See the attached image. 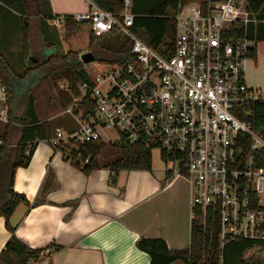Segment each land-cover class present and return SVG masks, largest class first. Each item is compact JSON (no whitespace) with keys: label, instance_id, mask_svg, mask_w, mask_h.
Here are the masks:
<instances>
[{"label":"built area","instance_id":"1","mask_svg":"<svg viewBox=\"0 0 264 264\" xmlns=\"http://www.w3.org/2000/svg\"><path fill=\"white\" fill-rule=\"evenodd\" d=\"M89 3L74 21L89 25L95 37L121 34L131 44L130 58L84 78L74 107L65 111L77 127H57L44 142L80 170L92 162L87 147L103 141L159 149L166 172L191 185L203 264L214 254L224 264L226 246L240 240L253 244L247 255L253 254L264 245V93L246 77L257 41L238 36L257 22L248 0H178L168 57L134 32L132 0H122L118 14ZM53 21L64 25L63 18ZM11 98L0 80V124L17 125ZM107 130L118 137L106 138Z\"/></svg>","mask_w":264,"mask_h":264},{"label":"crops","instance_id":"2","mask_svg":"<svg viewBox=\"0 0 264 264\" xmlns=\"http://www.w3.org/2000/svg\"><path fill=\"white\" fill-rule=\"evenodd\" d=\"M90 1L50 3L53 14L62 18L89 11ZM21 34L20 16L0 5V50L15 69L22 56L16 46ZM52 44L53 51L58 50ZM259 58L256 50L255 61L248 67L259 71ZM247 84L258 90L263 83L256 74H249ZM15 112L14 108V116ZM108 164L99 163V169L86 174L55 155L48 143H35L29 165L16 170L13 184L14 191L28 203H20L9 218L19 240L43 251L34 264H150V255L137 247L141 238L161 239L170 251L189 247L193 214L188 180L170 176L161 154L158 161L152 157L151 170L115 174ZM11 236L5 218L0 217V252ZM172 264L186 263L177 260ZM259 264H264V252Z\"/></svg>","mask_w":264,"mask_h":264},{"label":"trees","instance_id":"3","mask_svg":"<svg viewBox=\"0 0 264 264\" xmlns=\"http://www.w3.org/2000/svg\"><path fill=\"white\" fill-rule=\"evenodd\" d=\"M105 10L118 14L122 10V0H91ZM199 1V0H197ZM250 12L257 17V22L250 23L246 28L238 30L239 38L247 37L257 42L264 41V11L260 10L263 0H248ZM178 0H164V2L148 11L137 3L133 8L135 14L134 32L142 38L151 48L163 56H171L174 52L175 21L173 16L177 11ZM0 5L11 13L20 16L23 33L24 56L29 62L30 51V24L28 17L36 13L41 18V33L48 50L53 49V44L48 38L46 25L49 20L61 18L52 12L50 0H0ZM252 15V17H253ZM64 27L68 33H74L79 23L74 21L73 16L62 17ZM117 34H110L109 42L101 43L102 37H95L91 34L90 45H100L101 50L108 51L107 57L99 59L100 63L106 65H117L126 62L130 58L131 44L125 40H114ZM102 52V51H101ZM103 53V52H102ZM256 58V48L251 53ZM96 57V56H95ZM46 77L65 78L71 75L75 89L71 85L69 98L72 102L71 93L78 94V85L88 75H83L84 64L76 52L60 54L57 50L51 52L42 64L38 67ZM34 70L27 69L23 74H18L6 60L0 50V80L12 90L10 119L18 124H8L0 137V217L6 220V226L12 233L11 238L0 252V264H34L41 258L42 250H35L28 247L19 240L14 229L9 225V218L20 203H28L26 197L18 194L13 189L16 170L19 167H27L35 150V143L49 140L56 129L48 121H40L35 107L34 95L28 90L24 112L21 116H14L16 107L17 88L21 81H24ZM66 80H68L66 78ZM69 82V80H68ZM70 83V82H69ZM77 90V93L75 91ZM74 96V97H75ZM69 104V103H68ZM88 105V103H87ZM90 111L89 108L86 112ZM102 144V143H101ZM101 144L87 147L86 154H91L92 162L83 171L86 174L99 169L100 165L97 156L100 153ZM14 145V146H13ZM120 158L110 162L107 167L117 174L120 170L152 169V149L139 144H127L120 149ZM29 152V154H27ZM137 247L151 257L150 264H172L182 260L186 264H203L204 256V232L200 220L193 219L191 226L190 244L188 248L170 251L165 242L161 239L141 238L137 241ZM254 247L249 241L240 240L230 243L224 250V264H259V256L264 252V245L247 257V252ZM218 254H214L211 264H218Z\"/></svg>","mask_w":264,"mask_h":264},{"label":"rangeland","instance_id":"4","mask_svg":"<svg viewBox=\"0 0 264 264\" xmlns=\"http://www.w3.org/2000/svg\"><path fill=\"white\" fill-rule=\"evenodd\" d=\"M161 0H132V7L135 8L137 3L143 6L144 11H148L157 6ZM30 24V51H29V62L28 59L24 56L23 49V33L18 37L16 46L21 48L22 56L18 59L14 57L15 63L18 62V67L16 72L18 74H23L27 69L34 70L29 77L24 81H21L18 84L17 88V98H16V107H15V116L19 117L23 114L26 104V97L28 95V90L33 93L35 99L36 111L39 114L40 121H48L52 125V129L55 127H60L65 130H73L77 127V123L74 121L70 114H67L65 111L68 108H73L74 104L69 98V104L67 103V97L69 90H71V85L75 89V83L72 81L71 75H67L65 78H49L46 77L41 70L38 68L45 58L53 51L45 49L46 43L43 40L41 33V18L34 13L28 17ZM13 23V21L11 22ZM46 30L49 39L51 42L55 43L57 51L60 54H66L65 52H76L79 54H85L92 52L96 56V61L84 64V73L83 75H92L97 73L100 70L108 69V65L100 63L99 59L107 57L109 54L108 51L101 50L100 45L96 44L90 45L91 29L87 24H80L77 30L74 33H68L63 26L61 29L55 24L53 20H49L46 25ZM114 40L125 39L121 34H117L114 37ZM109 37H102L101 43L106 45L109 42ZM61 42V44H60ZM54 47V45H53ZM256 50L260 54L259 64L260 70L255 71L251 69V65L248 67L246 72V77L249 74H256L261 83V92L264 93V42H257ZM103 53H102V52ZM4 55V54H3ZM6 60L9 62V58L5 56ZM255 58H252L250 62H254ZM66 78L69 80H66ZM71 84V85H70ZM249 85V84H248ZM80 87L78 86L77 89ZM255 88V87H254ZM80 90V89H79ZM77 93V90L75 91ZM71 97L74 99L75 95L71 93ZM6 125L0 124V137L4 133V128ZM18 126V124H17ZM106 138H117L118 134L113 130H107L105 133ZM120 149L114 147L107 142L103 141L100 148V153L97 156V160L100 164L104 165L115 161L117 157H120ZM152 157L154 161H158L160 157L159 149H152ZM251 255V254H250ZM248 255V256H250Z\"/></svg>","mask_w":264,"mask_h":264},{"label":"water","instance_id":"5","mask_svg":"<svg viewBox=\"0 0 264 264\" xmlns=\"http://www.w3.org/2000/svg\"><path fill=\"white\" fill-rule=\"evenodd\" d=\"M80 61L83 64H89L96 61V57L92 52L81 54L80 55Z\"/></svg>","mask_w":264,"mask_h":264}]
</instances>
